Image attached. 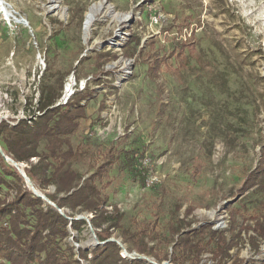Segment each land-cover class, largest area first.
Returning a JSON list of instances; mask_svg holds the SVG:
<instances>
[{
  "label": "rangeland",
  "instance_id": "rangeland-1",
  "mask_svg": "<svg viewBox=\"0 0 264 264\" xmlns=\"http://www.w3.org/2000/svg\"><path fill=\"white\" fill-rule=\"evenodd\" d=\"M100 1L0 0V122L33 125L42 95L58 92L55 105L63 95H82L87 117L71 139L87 155L72 163L76 170L89 175L98 151L114 143L144 152L138 170L116 164L100 184L125 225L136 231L148 223L166 236L172 224L182 232L204 225L200 264L217 261L212 230L235 237L228 264L234 257L262 262L264 239L257 250L245 227L264 216V0H107L110 8L85 35L86 13ZM186 39L193 46L170 56ZM250 174L256 181L242 190ZM91 226L70 228L78 259L80 248L99 245ZM172 245L158 248L171 256ZM121 247L130 259L175 264ZM0 264L8 263L0 257Z\"/></svg>",
  "mask_w": 264,
  "mask_h": 264
},
{
  "label": "trees",
  "instance_id": "trees-1",
  "mask_svg": "<svg viewBox=\"0 0 264 264\" xmlns=\"http://www.w3.org/2000/svg\"><path fill=\"white\" fill-rule=\"evenodd\" d=\"M190 46H193L191 39L177 41L169 55L182 57ZM158 67L159 60H156L151 69L158 71ZM59 95L54 92L41 96L38 103L41 114L36 116L33 125L27 119H20L13 125L7 120L0 122V145L5 153L16 162L25 163L28 177L57 206L35 195L18 169L0 152V257L8 264H81V259L88 260V264H151L144 259L122 256V247L117 241L108 240L121 236L122 243L128 244L130 250L151 255L159 263L170 260L175 264H200L206 244L199 236L206 226L182 232V224H172L169 236L148 223L133 231L123 223L121 209L108 203L109 197L100 184L110 176L116 164L136 170L138 158L144 157L140 148L119 147L114 143L99 150L89 175L73 167V162L87 155L86 147L83 144L75 147L71 139L80 121L87 117L86 103H81L85 97L81 95L77 100L72 97L66 104L55 105ZM253 174L243 181L242 190L254 185L257 175ZM2 186L7 189L5 196ZM51 186H55L54 192L49 190ZM11 192L14 194L9 198ZM58 208L64 209L65 215ZM194 210V206L187 208V215ZM77 213L88 214L98 239L106 241L91 251L80 248L81 259L75 257L74 246L67 241L71 236L70 228L80 230L87 223L86 219H76ZM231 217H236L234 212ZM186 225L191 227V223ZM245 228L256 234L251 239L258 250L259 243L255 241L264 239V216L257 218L254 226L246 225ZM212 233L218 234L214 251L217 261L213 264H228L232 258L230 251L236 244L235 237L228 240L225 231L212 230ZM154 241L156 243L150 245ZM164 242L173 244L171 256L158 248ZM229 264H264V260L256 263L234 257Z\"/></svg>",
  "mask_w": 264,
  "mask_h": 264
},
{
  "label": "water",
  "instance_id": "water-1",
  "mask_svg": "<svg viewBox=\"0 0 264 264\" xmlns=\"http://www.w3.org/2000/svg\"><path fill=\"white\" fill-rule=\"evenodd\" d=\"M0 152H1V154L5 157V159H6L7 161H11V162L13 163V165L18 169V171L20 172V174L25 178L26 182L28 183L29 188L33 191V193H34L35 195L42 197L47 203L52 204V205H54L55 207H57L56 204L48 198V196H46L44 193H42V192H41V191H40V190H39V189L33 184L32 180H31V179L28 177V175L26 174L24 168H21V167H20V165L22 164L21 162H16L13 158H11L10 156H8V155L5 153V151L3 150V148L1 147V145H0ZM22 165H23V164H22ZM58 210L60 211V213H62L63 215H65V213L63 212L62 209L58 208ZM67 217H68V216H67ZM68 218H69V219H72L71 217H68ZM76 219H86V220L90 223V225H91L90 219L87 218V217H84L83 215H81V216H79V217H76ZM91 227H92V226H91ZM92 229H93V228H92ZM108 240H115V241H117V243H118L120 246H123V244H122L118 239H116V238H109ZM97 242H98L99 244H101V243H105L106 241L101 242V241L97 240ZM123 248H124V247H123ZM123 250H124V252H125V254H126L127 251H126L125 249H123ZM138 254H139V253H138ZM139 255H141V254H139ZM139 258L147 259L145 256H142V255H141ZM150 263H151V264H157V263L154 262V261H150Z\"/></svg>",
  "mask_w": 264,
  "mask_h": 264
},
{
  "label": "bare ground",
  "instance_id": "bare-ground-1",
  "mask_svg": "<svg viewBox=\"0 0 264 264\" xmlns=\"http://www.w3.org/2000/svg\"><path fill=\"white\" fill-rule=\"evenodd\" d=\"M53 1L55 2L56 0H53ZM54 2H52V3H54ZM107 5H108V1L107 0H102L100 2L94 3L89 8L88 12L86 13L85 21H84V26H83L85 35H88V33L90 32V29H91L94 21L97 19V15L102 10H104L107 7ZM54 7H57V5L56 4H53L52 5V9ZM108 8H110L109 5H108ZM110 11H112V10L110 9ZM129 17H130V15L129 14H126L125 17H123V18H124V20H126Z\"/></svg>",
  "mask_w": 264,
  "mask_h": 264
},
{
  "label": "built area",
  "instance_id": "built-area-1",
  "mask_svg": "<svg viewBox=\"0 0 264 264\" xmlns=\"http://www.w3.org/2000/svg\"><path fill=\"white\" fill-rule=\"evenodd\" d=\"M157 20V19H156ZM123 34H125L126 35V33L123 31V32H120V35L118 34V39L117 40H115V42H119L118 40L119 39H123L124 38V36H123ZM116 37V38H117ZM72 94V93H71ZM70 96L71 95H63L60 99H59V101H58V103H57V105H59V104H66L67 103V101L70 99ZM30 123H32V121H29Z\"/></svg>",
  "mask_w": 264,
  "mask_h": 264
}]
</instances>
